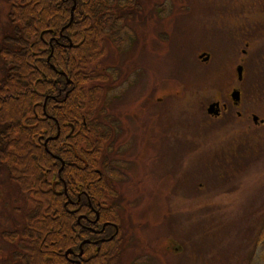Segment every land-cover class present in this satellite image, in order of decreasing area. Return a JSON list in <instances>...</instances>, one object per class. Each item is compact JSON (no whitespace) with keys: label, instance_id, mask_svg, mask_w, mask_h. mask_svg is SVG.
Segmentation results:
<instances>
[{"label":"rangeland","instance_id":"rangeland-1","mask_svg":"<svg viewBox=\"0 0 264 264\" xmlns=\"http://www.w3.org/2000/svg\"><path fill=\"white\" fill-rule=\"evenodd\" d=\"M7 13L0 0V46L14 28ZM122 24L123 49L107 41L101 59V100L116 123L105 148L121 163L126 232L149 264H264V0H136ZM211 100L228 108L210 116ZM22 204L0 168V264H11L1 234L24 223Z\"/></svg>","mask_w":264,"mask_h":264},{"label":"trees","instance_id":"trees-1","mask_svg":"<svg viewBox=\"0 0 264 264\" xmlns=\"http://www.w3.org/2000/svg\"><path fill=\"white\" fill-rule=\"evenodd\" d=\"M6 1L14 28L0 46V168L23 200L25 220L7 236L12 264H69L65 252L79 250L84 236L76 220L84 208L70 201L95 176L86 170L99 167L107 138L98 120L101 59L108 40L120 45L136 0ZM107 256L89 264H114Z\"/></svg>","mask_w":264,"mask_h":264},{"label":"flooded vegetation","instance_id":"flooded-vegetation-1","mask_svg":"<svg viewBox=\"0 0 264 264\" xmlns=\"http://www.w3.org/2000/svg\"><path fill=\"white\" fill-rule=\"evenodd\" d=\"M243 41L245 42L246 39ZM245 44L249 45V42ZM202 62L205 63L206 61ZM233 89L232 86L228 90L229 93ZM239 91L241 94V89ZM103 102H106V98ZM100 108L98 120L102 133L107 135L105 142L109 144L116 138L112 134L116 128V123L113 120H108L105 116L103 103ZM240 115V112L237 113V116ZM108 150L109 148L104 147V152L98 155L97 162L100 168L94 167L86 170L87 174L93 171L95 176L89 174L91 177L85 179V184H80L75 189L76 200L70 201L71 204H81L84 208V212L76 219L77 222L81 220L80 227L84 236L79 245V250L71 251L65 257L69 264H89L95 254H107V257H110L114 264H138L137 257L141 253H147V258L144 259L143 263L149 264L152 257L146 250L148 247L144 248V246L136 244L130 230L128 233L126 232V224L132 223H130L129 216L122 215L120 211L122 196L120 195V186L116 183L121 179V176L118 175V173L120 174L121 163L118 164L112 156L110 157L107 153ZM82 217L84 221L80 219ZM4 239L8 241L7 237ZM98 262L97 260L96 263ZM99 263L108 264L106 259L100 260Z\"/></svg>","mask_w":264,"mask_h":264},{"label":"water","instance_id":"water-1","mask_svg":"<svg viewBox=\"0 0 264 264\" xmlns=\"http://www.w3.org/2000/svg\"><path fill=\"white\" fill-rule=\"evenodd\" d=\"M73 8H74V6L71 8V14H70V20L72 19V13H73ZM206 58V57H205ZM238 73H239V75H240V73H241V68L240 67H238ZM232 98L234 99V100H238V98H239V96H238V93L237 92H233L232 93ZM207 112L208 113H213V114H217L218 113V102H213V103H210L209 105H208V107H207ZM254 119H256L255 117H254ZM56 137V136H55ZM46 142V141H45ZM44 142V143H45ZM63 167V162H61V166H60V168H59V171H60V169ZM67 253V252H66Z\"/></svg>","mask_w":264,"mask_h":264}]
</instances>
